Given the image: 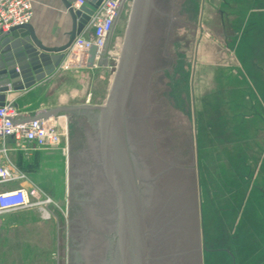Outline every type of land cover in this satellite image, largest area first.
I'll return each mask as SVG.
<instances>
[{"label":"water","instance_id":"water-1","mask_svg":"<svg viewBox=\"0 0 264 264\" xmlns=\"http://www.w3.org/2000/svg\"><path fill=\"white\" fill-rule=\"evenodd\" d=\"M61 1L71 20L64 45L47 47L31 24L12 29L0 41V93L28 90L44 80L45 69L61 58L88 24L89 17L75 11L71 0ZM127 1L122 2L118 18ZM158 12L156 0H132L104 104L6 118L14 126L67 117L69 264H86L80 254L86 252L88 229H93L88 237L93 235L87 260L90 264L96 259L108 224L115 254L106 264H202L195 186L155 154L147 130L145 82L162 23L159 19L156 25L154 19L151 25ZM113 33L99 55L103 62L110 58ZM96 58L93 49L88 68L94 67Z\"/></svg>","mask_w":264,"mask_h":264},{"label":"rangeland","instance_id":"rangeland-1","mask_svg":"<svg viewBox=\"0 0 264 264\" xmlns=\"http://www.w3.org/2000/svg\"><path fill=\"white\" fill-rule=\"evenodd\" d=\"M173 2L176 26L169 29V21L162 20L146 74L145 116L149 139L155 154L190 177L195 186L202 264H249L248 259L251 264L252 257H247V250L251 248L246 246L248 232L244 227L242 193L251 172L245 165V152L227 151L218 146L209 117L214 108L212 94L220 89L227 98L222 110L229 114L236 107L243 116L242 126L247 121L248 105L239 106L229 100L235 98L229 86L232 73L235 74V58L218 36L203 32L200 25L203 0ZM131 4L132 0L126 2L115 27L109 46L112 57L107 63L98 68L75 70L66 77L60 75L58 85L68 99L56 108L104 104L121 52ZM222 65L228 69L221 72ZM38 96L37 101L28 99L25 105L49 108L58 103V96L51 102L46 101L45 93ZM63 118L61 128L65 130L67 117ZM234 153L238 154L237 159ZM217 157L224 160L219 161ZM25 163L32 170L27 175V187L38 188L34 201L40 203L34 207L40 220L31 217L28 237L43 242L42 250L52 249L57 264H69L68 151L37 153ZM237 194L240 197L235 199ZM43 209L50 214L49 218L43 215ZM215 222L220 235L212 230Z\"/></svg>","mask_w":264,"mask_h":264},{"label":"crops","instance_id":"crops-1","mask_svg":"<svg viewBox=\"0 0 264 264\" xmlns=\"http://www.w3.org/2000/svg\"><path fill=\"white\" fill-rule=\"evenodd\" d=\"M30 1L34 12L31 25L39 40L47 47L64 45L67 41V34L71 30V20L62 1ZM201 10L200 25L203 32L218 36L235 58L233 65L235 74L232 73L233 77L229 83L233 92L231 96H235V98L231 97L229 100L239 106L245 103L250 110L246 117L247 121L242 126L241 112L236 110L238 109L236 107L234 110L231 108L229 114L222 110V104L227 102V98L223 95L224 91L216 89L212 94L214 108L209 117L213 121L214 132L217 134L215 141L220 148L228 149L227 151L245 152V165L252 174L248 175V185L242 192L245 200L244 214L246 215L244 227L248 232L246 246L251 248V250H247V257H252L251 264L259 262L264 264V0H209L207 2L203 0ZM106 63L101 61L95 68ZM224 67L219 70L223 72L228 69L227 66ZM71 73L63 72L37 82L28 90L19 92L11 90L0 93V96H3L4 102L14 103L17 110L23 115L54 109L63 105L64 101L68 99L66 93L59 88L58 82L61 81V77H66ZM60 75L62 76L60 77ZM55 85L56 87H54ZM204 85L206 86V83ZM221 85L222 82L219 83V86ZM43 92L47 102H51L54 97L58 96V103L56 102L55 107L35 108V105H25L28 99L37 101L40 97L38 95L44 94ZM54 93L57 95L51 97ZM226 118H230V120L228 121ZM242 135H244L245 142H243ZM9 146L10 160L17 166L20 173L26 176V179L32 170L25 167V161L32 159L37 153L50 151L31 150L25 153L16 150L11 142ZM234 156L236 159L239 157L236 153ZM218 159L219 161L224 160L217 157ZM14 188H28L26 180L0 185V193L7 191L6 189ZM230 197L233 201L234 197L231 195ZM239 197L240 195L235 199ZM34 209H22L0 215V264L58 263L55 261L52 249H49L50 251L42 250L45 247L43 242L31 240L28 237L31 217H35L34 219L37 221L40 220ZM212 230L215 231V235H220L218 233L220 229H217L216 222L213 224ZM47 253L50 257L48 259L46 258ZM247 262L250 264L249 259Z\"/></svg>","mask_w":264,"mask_h":264},{"label":"built area","instance_id":"built-area-1","mask_svg":"<svg viewBox=\"0 0 264 264\" xmlns=\"http://www.w3.org/2000/svg\"><path fill=\"white\" fill-rule=\"evenodd\" d=\"M123 1L71 0L72 8L87 15L90 20L81 27L71 47L59 55L61 58L53 62L49 69H45V79L63 72L88 68L89 53L93 49L97 51L93 67L95 68L101 62L99 55L119 21L121 15L118 18V12ZM33 16V5L30 0H0V41L5 39L12 29L31 24ZM109 56L112 57V53H109ZM18 115L23 114L17 110L14 103L0 104V185L27 180L10 160V142L16 150L25 153L31 150L61 149L65 153L68 151L67 129L61 128L63 117L38 119L14 126L6 119ZM38 194L39 190L36 187L14 188L1 192L0 215L39 206L40 203L34 201ZM43 215L50 217L45 209Z\"/></svg>","mask_w":264,"mask_h":264},{"label":"flooded vegetation","instance_id":"flooded-vegetation-1","mask_svg":"<svg viewBox=\"0 0 264 264\" xmlns=\"http://www.w3.org/2000/svg\"><path fill=\"white\" fill-rule=\"evenodd\" d=\"M156 6H157V10L159 12L155 15V17H153V19L151 21V25L153 24V20L154 19H155L154 22L156 23V25L160 24V22H159L160 20L165 19V20L169 21V24H171V27H169V29L175 27L176 26V25H174L175 20L173 18V16H174L173 15V11L175 9V7H174L175 6V2H173V0H156ZM165 6H167L168 9H166L167 7H165ZM164 12H167L166 13L167 14L166 17L162 15ZM114 30H115V28H114ZM89 162H94V161L92 159V160H89ZM90 166L93 167L92 164ZM88 216H89V214H88ZM90 218L93 221V218H92L91 214H90ZM88 220H89V217H88ZM108 222H109V220H108ZM92 224L93 223H91V225ZM90 232L93 233V229H91L90 231L88 229V231L85 232V234H88V236H89ZM92 233H91V236L90 237L87 236V239H86V241H87L86 244H85L86 252H81V254H80V256L84 257V261L83 262L86 263V264H89V261L87 260V258L89 257V254L91 253L90 252L91 250L88 251L87 248L90 249V245H91V239L90 238L93 235ZM111 233H112V229L109 228V224H108L107 230L105 232L104 231L102 232V237H103L102 246H101L102 252L98 253L96 259H94L92 262H90V264H106V263H108L109 256L111 257V256H113V254H115L114 253V248H115L114 247L115 246L114 239L110 238ZM85 257H86V259H85Z\"/></svg>","mask_w":264,"mask_h":264}]
</instances>
